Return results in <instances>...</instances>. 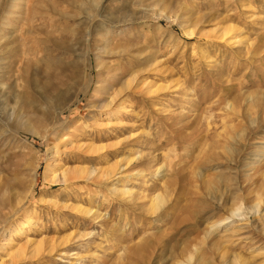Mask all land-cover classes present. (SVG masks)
<instances>
[{"label":"rangeland","instance_id":"1","mask_svg":"<svg viewBox=\"0 0 264 264\" xmlns=\"http://www.w3.org/2000/svg\"><path fill=\"white\" fill-rule=\"evenodd\" d=\"M0 16V264H264V0Z\"/></svg>","mask_w":264,"mask_h":264},{"label":"bare ground","instance_id":"2","mask_svg":"<svg viewBox=\"0 0 264 264\" xmlns=\"http://www.w3.org/2000/svg\"><path fill=\"white\" fill-rule=\"evenodd\" d=\"M4 5V4H3ZM11 6V5H10ZM17 5L14 4L12 7H16ZM3 7V6H2ZM5 7V6H4ZM6 9V8H5ZM100 7L98 6L96 8V12L100 14ZM5 11V10H4ZM3 15V14H2ZM1 15V16H2ZM98 14H90L89 15V20L91 21H97L96 17ZM0 16V18H1ZM4 16V15H3ZM6 18V17H5ZM2 19V18H1ZM0 19V21H1ZM7 19V18H6ZM34 20V19H33ZM35 21V20H34ZM99 21V20H98ZM3 24L4 25H11V23L9 22H5V20H3ZM36 28V27H35ZM40 30V29H39ZM33 31V30H32ZM31 31V32H32ZM186 34L188 35H193V31L191 30H187ZM10 83V82H9ZM20 89L19 86L12 84H8L7 83V78L3 77L2 75H0V135H6L9 134V128H11V126H15V125H20V120L21 118H23V113L22 110L19 108L20 107V103L24 100L25 104H28L29 102L25 99V97H22V95L19 93ZM112 101V100H111ZM112 103V102H111ZM24 124V123H22ZM21 126V125H20ZM13 128H11L10 130L12 131ZM16 129V128H15ZM16 132V131H15ZM17 133V132H16ZM1 137V136H0ZM75 169V168H74ZM71 170V169H70ZM69 169H64L62 171L63 176L69 174L70 172H72V170L70 171ZM78 170V169H77ZM76 170V171H77ZM79 171V170H78ZM70 173V174H71ZM72 176V175H71ZM66 178V177H65ZM64 181V180H63ZM156 200L161 203L162 202V197L161 195H156ZM155 200V201H156ZM155 204V203H154ZM260 204V201L258 202L257 208ZM156 205H151V209L150 211L152 212V210L156 209ZM162 206V205H161ZM158 208V207H157ZM86 213V212H85ZM232 214V217L234 218V216H236V211L234 210ZM231 217V218H232ZM244 264V263H243Z\"/></svg>","mask_w":264,"mask_h":264}]
</instances>
